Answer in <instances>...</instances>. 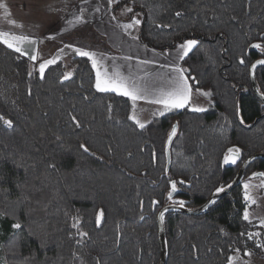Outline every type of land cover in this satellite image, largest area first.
<instances>
[{
  "label": "trees",
  "instance_id": "16d2710c",
  "mask_svg": "<svg viewBox=\"0 0 264 264\" xmlns=\"http://www.w3.org/2000/svg\"><path fill=\"white\" fill-rule=\"evenodd\" d=\"M126 7L133 11L120 18ZM111 11L124 20L139 13L136 36L156 50L197 39L181 67L194 78L192 89L211 93V103L202 112L154 115L140 129L128 119L127 97L95 89L86 57H73L68 71L59 59L41 79L36 61L0 44V115L13 121L12 128L0 122V264H158L159 209L179 201L199 206L247 157L264 152V104L249 78L251 63L264 58L251 47L264 44V0H119ZM255 78L264 94V67ZM233 146L241 159L221 167ZM254 173H264V159L244 175ZM244 194L239 184L199 215L167 213L166 264H229L235 249L264 256L257 247L264 227L243 219ZM17 222L21 229L11 227ZM249 233L259 235L249 240Z\"/></svg>",
  "mask_w": 264,
  "mask_h": 264
},
{
  "label": "snow or ice",
  "instance_id": "6c2138e0",
  "mask_svg": "<svg viewBox=\"0 0 264 264\" xmlns=\"http://www.w3.org/2000/svg\"><path fill=\"white\" fill-rule=\"evenodd\" d=\"M119 0H108V6L109 9L112 8V6L116 3H118ZM0 10H3L4 16L7 18L10 14L8 13L7 10V5L3 2V0H0ZM99 11V8L96 9ZM83 11V10H81ZM133 9L131 7H126L122 10V14L130 13L132 12ZM181 13L177 12L176 16H180ZM81 16H76L75 17V22L80 23L81 22ZM112 19H116L115 16L112 17ZM7 23L9 25H13L15 27H21V25L17 24V22L13 19H7ZM71 23V22H69ZM141 21L136 18V16H133L131 21L128 23L120 24L118 25L121 27L125 34H131V31L133 29H136L140 25ZM157 27H170L169 25H160L157 24ZM264 38V36H262ZM132 39H137L136 36H132ZM34 41H32L28 36L25 35H14L10 32L7 31H0V44H4L7 48L13 50L16 53H19L20 56H28V59L31 61H36L37 60V55L35 54V51L33 50L32 53H28L25 45H30L33 44ZM199 41L195 38H189L185 39L182 43L178 45V50H177V59L178 60H184L186 57L189 56L191 52H193L194 49H196L199 45ZM252 48L254 49H260L262 53H264V44L261 43H255L251 45ZM65 48L72 49L75 55L81 56V57H86L89 61H91L92 68L95 70L96 73V79H95V84L94 87L98 92H114L118 95L127 97L131 102H132V113L128 116V119L133 121L136 126L140 129L145 128V123L141 122L139 119L137 112H136V105L138 101L144 100L147 103L150 104H156V105H161L162 107L157 110V112L153 113V115H159L163 116L166 112L175 110V109H182L185 108L187 105H189L192 94H193V89L192 85L189 83V79H194L191 78L187 73L188 69H185L181 67L179 64H170V65H162V67H167L169 68L170 72L173 74L171 76V79L168 81L169 87L167 89H161L159 90L158 94H153L151 93L146 87H142L137 79L131 78V77H125L119 72H111L107 69L103 68L102 64V57H98L95 52L92 51H87L82 48L78 47H73L72 45H65ZM59 52H63L64 49H59ZM59 56H55L53 58L47 59L41 63H39V75L41 79H44L45 77V72L46 69L49 68L50 65L56 64L57 60L59 59ZM125 59H130V57H126ZM141 64H151L154 63V61L150 60H143L140 61ZM240 64H245L244 58H241L239 61ZM257 65H264V59H258L251 65V70H255L257 68ZM29 76L32 75V71L30 70L28 73ZM72 74L66 73L63 77L64 80L69 79V77ZM147 75V74H145ZM197 92L200 95L205 96L206 98L211 97L210 92H200L199 89H197ZM31 93L29 92V95ZM264 96V94H262ZM151 97V98H149ZM209 103H211V100L209 99ZM191 111L194 112H202L205 111L206 109L201 108V107H192L190 109ZM237 114H239V108H237ZM72 122L75 124L76 127H79V121L77 117L71 116ZM0 122L7 128H12L13 127V121L11 119H5L3 115H0ZM243 123V121H241ZM176 134V125L172 126L171 132L168 133V141L171 142L173 136ZM60 137L57 136V140H59ZM79 147L83 150V152L88 153L89 148L81 143ZM241 154V149L239 147L233 146L227 149L226 153L223 156L222 164L221 167L225 165H235L237 164V161L239 160ZM264 176V173H259L256 174L254 173L253 176ZM171 183V191L168 193V199H172V193L176 191V182L175 181H170ZM180 183H184L183 181H180ZM227 187H231V185H228ZM245 188V194H244V199L245 201H248L250 199L249 194H248V188L249 184H244ZM225 191V186L222 185L220 187H217L215 189V192L213 193V196L215 197L217 194L223 193ZM216 201L215 199H210L208 201V204H214ZM255 203V201H252ZM153 204H156L157 201H153ZM179 206L184 207L185 202L184 201H179ZM103 216V213L100 212L96 216V224L97 226L100 225L101 223V218ZM143 219V217H141ZM159 219L161 223L164 220V212L160 213ZM244 220H249V213L247 208L245 209L244 215H243ZM75 220V218H74ZM78 222H74L73 227H77ZM13 229H21V224L20 223H14L11 226ZM261 227H264V220L261 221ZM81 236H86L87 233H80ZM243 236L244 233H241ZM258 236L259 233H249L248 234V239L251 240L253 239V236ZM257 247L264 248V244H258ZM235 252H239V249H235ZM245 256H250L251 253L248 251L244 252ZM237 259V257L230 256L228 258L229 264H233V260Z\"/></svg>",
  "mask_w": 264,
  "mask_h": 264
},
{
  "label": "crops",
  "instance_id": "0c3cea01",
  "mask_svg": "<svg viewBox=\"0 0 264 264\" xmlns=\"http://www.w3.org/2000/svg\"><path fill=\"white\" fill-rule=\"evenodd\" d=\"M14 1L12 0L11 2L9 0V3L12 4L4 2L7 5L8 13L12 16L6 18L3 10H0V31H7L18 36H28L34 43L25 45V48L28 53H32L34 50L37 60L43 46L39 42L40 34L48 27L47 24L51 23L52 25L57 22L59 25L56 27L57 31L55 33L63 31L66 28L64 24L68 23L71 18L75 19V16H78L80 11L83 10L88 14L92 13L89 24L92 25V29L102 39L101 48L90 50L95 52L98 57H102V71L107 69L109 73L115 71L125 77L137 79L142 87H146L153 94H158L159 90L169 87L168 81L173 75L169 68L162 67V65L179 64L181 66V60L177 59L178 46L171 50L161 51L147 47L138 38L132 39V36H136L137 28L133 29L131 34H125L124 30L118 26L131 20L118 18L114 20L112 19L113 14L109 10L102 18L94 15L96 8L92 5L97 0H75L70 7L68 3L66 4V1L63 5L61 0V2L59 0H25V3L17 0L14 3ZM28 9H30L29 12ZM28 13H31V18L27 16ZM22 14L24 15L22 16ZM7 19L15 20L21 27H16L17 31L12 30L16 28L13 25L10 26L7 23ZM45 24L46 26L44 27ZM126 57H130V59H125ZM143 60L154 61V63L141 64L140 61ZM95 79L96 73L94 70V84ZM198 95L199 93L193 89L190 103L194 102L197 105L199 102ZM137 104H148L157 108L162 107L161 105L147 103L144 100L138 101ZM186 107L189 106L187 105ZM251 256L255 255L251 254ZM245 257L248 258L245 255H239L237 258L240 260Z\"/></svg>",
  "mask_w": 264,
  "mask_h": 264
},
{
  "label": "rangeland",
  "instance_id": "374dc122",
  "mask_svg": "<svg viewBox=\"0 0 264 264\" xmlns=\"http://www.w3.org/2000/svg\"><path fill=\"white\" fill-rule=\"evenodd\" d=\"M22 1L25 3V0H17ZM16 0L14 3L17 2ZM62 4L64 5V2L66 1V4L68 3L69 7L73 4L75 0H61ZM59 0V2H61ZM3 2H6V4H12L9 3V0H3ZM12 2V0H11ZM65 4V5H66ZM9 6V5H8ZM96 9L99 8V11L95 10L94 15H98L99 17H103L107 14V10H109L111 13V9H109L108 6V0H97L95 4L92 5ZM28 7V6H27ZM30 9H28L29 12ZM25 14V13H24ZM22 14V16L24 15ZM12 15H9L10 17ZM28 17L31 18V13L27 14ZM78 16H81V22L76 23L75 19L71 18L68 23L64 24V27H66L63 31L57 32V26L59 24L48 23V27L45 28V31L43 30L40 34L39 42L43 45L41 48V51L39 53V59L36 60V68L39 69V63L53 58L55 56H59L61 60L67 64V71L69 70V67L71 68L72 64V58L77 56L74 54L72 49L65 48V45H72L73 47L82 48L84 50L90 51L91 49H98L101 48L102 39L95 33V31L92 29V25L89 24V19L92 16L91 14L86 13V11H80V14ZM118 16L125 17V14H122L118 12ZM136 16L139 20H141V15L138 13ZM132 16V17H133ZM76 17V16H75ZM132 17L129 19L131 20ZM71 22V23H69ZM11 26V25H10ZM46 24L44 25V27ZM16 28V27H14ZM12 30H18L12 29ZM23 32V31H20ZM26 32V31H25ZM40 44V45H41ZM64 49V51L61 53L58 50ZM66 54V55H65ZM74 64V63H73ZM73 67V65H72ZM197 91V90H196ZM200 92H207L205 90H199ZM198 103H190L188 106L191 109L192 107H201V108H208L209 106V98H206L203 95H198ZM160 108L150 106L148 104H137L136 105V112L141 120V122H144L145 124L148 123L152 117L154 116L153 113L157 112ZM249 184L248 188V194L250 199L247 201V210L249 213V220H256L261 224V221L264 220V179L262 176H256L254 177L253 174L244 175L242 181L240 182V185L242 186L244 193L245 188L244 184ZM252 201H255L253 203ZM245 212V210H244ZM254 255V254H252ZM233 257H238V253L232 255ZM233 264H264V256H248V258H243L238 260L234 259Z\"/></svg>",
  "mask_w": 264,
  "mask_h": 264
},
{
  "label": "water",
  "instance_id": "95a60500",
  "mask_svg": "<svg viewBox=\"0 0 264 264\" xmlns=\"http://www.w3.org/2000/svg\"><path fill=\"white\" fill-rule=\"evenodd\" d=\"M258 59H264V58H258ZM256 59V60H258ZM254 60L251 65L253 63H255ZM251 65L249 67V78H250V83H251V88L252 91L254 92V94L258 97V99L264 104V96H262V93H260L259 89H258V85L256 82V78H255V70L259 67H264V65H257V68L255 70H251ZM169 147H170V142L167 140L166 142V159H167V169L169 166V160H170V154H169ZM241 159V154L239 157V160ZM257 159H264V152H257L249 157H247L239 166V168L236 171V174L234 175V177L232 178V180L227 183L225 186V191L223 193L217 194L215 197L213 196V193L215 192V190L210 194V196L199 206L194 207V208H187L184 204V207H180L178 202H170L164 206H162L159 211L157 212L156 215V220H157V231H158V242H159V250H160V258H159V263L158 264H166L167 261V255H168V249H167V241H166V236H165V229H164V220L161 223L159 216L161 212H164V217L167 213L170 212H180L183 214H188V215H199L201 213H203L204 211H206L208 208H210L213 204L209 205L208 201L210 199H215V201H217L218 199H220L221 197H223L224 195L228 194L233 188H235L237 185L240 184V182L242 181L245 171L247 169V167L255 160ZM239 160L237 161V163L239 162ZM236 165V164H235ZM228 166H233L231 164H229ZM259 174V173H256ZM259 176V175H256ZM254 176V177H256ZM228 185H231V187H227ZM173 195V193H172Z\"/></svg>",
  "mask_w": 264,
  "mask_h": 264
}]
</instances>
